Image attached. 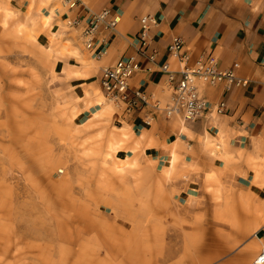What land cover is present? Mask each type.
I'll list each match as a JSON object with an SVG mask.
<instances>
[{
  "label": "rangeland",
  "instance_id": "374dc122",
  "mask_svg": "<svg viewBox=\"0 0 264 264\" xmlns=\"http://www.w3.org/2000/svg\"><path fill=\"white\" fill-rule=\"evenodd\" d=\"M1 2L15 18L0 8V264H253L264 247L254 236L264 238V202L213 172L186 199L182 175L164 178L140 152L121 153L130 133L115 107L100 87L89 85L85 101L68 82L81 76L76 65L89 66L68 59L79 32L65 21L53 38L52 21L41 39L26 24L28 14L39 24L65 13L63 0ZM52 42L48 57L39 45ZM92 96L112 110L82 127L77 117ZM114 142L121 147L108 159ZM127 157L139 168L116 172Z\"/></svg>",
  "mask_w": 264,
  "mask_h": 264
},
{
  "label": "crops",
  "instance_id": "0c3cea01",
  "mask_svg": "<svg viewBox=\"0 0 264 264\" xmlns=\"http://www.w3.org/2000/svg\"><path fill=\"white\" fill-rule=\"evenodd\" d=\"M104 10L120 21L114 32L98 36L97 49L106 51L105 56L95 59L80 42L78 47L67 49L72 53L69 60L78 62L82 58L89 65H76L81 76L69 77L72 92L80 100H88L85 89L89 85L100 87L104 69L135 57L140 68L131 80L132 87L167 102V75L161 69L169 64L172 71H179L180 66L168 52L174 37L183 40L191 64L212 55L223 70L238 64V77L248 81L247 87L229 92L223 87L202 89V96L212 105L226 103L223 115L209 113L183 122L160 114L153 125L147 126L143 113L119 116L116 111V123L120 127L126 124L130 133L127 149L120 152L133 156L136 150L163 168L173 158L177 143L176 172L182 175L180 179H187L178 182L184 198L200 196L207 186L206 176L213 172L226 183L234 180L236 187L264 202V0H80L75 9L55 13L52 33L60 31L65 21H86ZM149 15L157 20L149 32L153 39L149 51H157L153 63L138 53L137 43L141 19ZM42 35L49 38L43 32L41 39ZM176 80H180L179 74ZM90 100L92 105L78 115V120L86 122L101 109L96 97Z\"/></svg>",
  "mask_w": 264,
  "mask_h": 264
},
{
  "label": "built area",
  "instance_id": "2783aa9c",
  "mask_svg": "<svg viewBox=\"0 0 264 264\" xmlns=\"http://www.w3.org/2000/svg\"><path fill=\"white\" fill-rule=\"evenodd\" d=\"M80 0H63L67 10L75 9ZM119 17L113 16L109 10H104L92 15L88 20L76 19L69 23L71 27L79 31V37L94 58L100 60L106 51H99L98 36L106 32H114L119 24ZM142 30L137 36L139 45L138 53L155 62L157 51H149L153 39L149 32L152 26L157 25V20L152 16L141 19ZM170 58L179 66V71L171 70L169 64L162 67V72L167 75V87L169 99L163 103L159 99H152L139 88H133L131 80L139 71V64L135 57L122 59L114 67L103 70L100 78V88L106 99L115 107L119 116L143 113L144 123L151 126L156 118L163 114L166 119L178 118L183 122L195 121L206 114L223 115L226 112V103L212 105L201 94L205 87H223L225 92L234 89L245 88L248 81L238 77L236 64L232 69H221L218 61L212 55L203 57L191 64V55L185 49V44L180 37H174L168 46ZM176 74L180 80H176ZM256 238L259 234L254 235ZM253 264H264V249L257 256Z\"/></svg>",
  "mask_w": 264,
  "mask_h": 264
},
{
  "label": "bare ground",
  "instance_id": "6f19581e",
  "mask_svg": "<svg viewBox=\"0 0 264 264\" xmlns=\"http://www.w3.org/2000/svg\"><path fill=\"white\" fill-rule=\"evenodd\" d=\"M2 3H4V2L0 3V8H2L4 13H5V19H14L15 14L13 12V9L10 8V5L7 4V2L4 4H2ZM53 19H54V15H52V13H51V15H44V16H42L41 22L38 24L28 14L26 24H28L32 27L34 26L35 29L38 31L37 33L41 34L45 31V29L47 27H49L51 25V22L53 21ZM23 27H24V23L23 24H21V23L17 24L15 32L21 33L23 30ZM54 36H57V34L54 35V33H53L52 37L54 38ZM34 39L36 40V35H34ZM79 42H80L81 46L86 50L85 45L82 42V40L80 39V37H79ZM39 47L41 50H43L45 53L48 54V57L53 56V53H56V48H55L56 46L53 44V42H52L50 47L46 48L43 45H39ZM96 103L101 106V109L96 111L95 113H93L92 117L88 121L82 123L81 124L82 127H88V128L93 127L96 124L97 120H99L103 116L109 115L111 113V110H112L111 106H109V105L104 106V103H102L100 100H97ZM120 147H121V145H119L118 142H114L112 146L110 145V151L107 153V158L113 159L114 153H116L117 149ZM176 147H177V143L174 145L173 158L167 163L166 166H164L161 169V173H162V176L164 178L169 179L176 172V169H177V157L175 154ZM96 149H97L96 147L92 146L88 150L96 152ZM118 160L120 161V165L116 167V172H118V173H122L125 170H129V169H133V168L134 169L139 168V163L137 161V158H134L131 160L129 157H127L126 159H118ZM258 241L260 244H262V245L264 244V238L258 237ZM263 249H264V247H263ZM60 255H63V259L69 256L67 251H62V253ZM82 257H83V255H82ZM85 261L86 260L82 261V263L78 262L76 264H85Z\"/></svg>",
  "mask_w": 264,
  "mask_h": 264
}]
</instances>
